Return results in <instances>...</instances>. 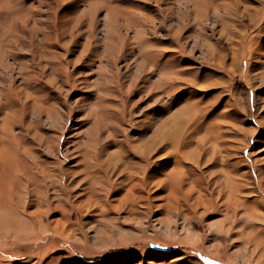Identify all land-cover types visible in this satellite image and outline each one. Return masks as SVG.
I'll return each instance as SVG.
<instances>
[{
  "label": "rangeland",
  "instance_id": "rangeland-1",
  "mask_svg": "<svg viewBox=\"0 0 264 264\" xmlns=\"http://www.w3.org/2000/svg\"><path fill=\"white\" fill-rule=\"evenodd\" d=\"M0 264H264V0H0Z\"/></svg>",
  "mask_w": 264,
  "mask_h": 264
}]
</instances>
